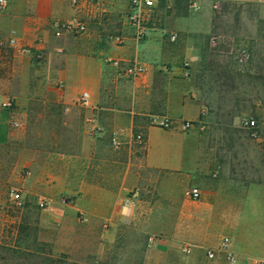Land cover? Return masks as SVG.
Listing matches in <instances>:
<instances>
[{
	"label": "crops",
	"instance_id": "1",
	"mask_svg": "<svg viewBox=\"0 0 264 264\" xmlns=\"http://www.w3.org/2000/svg\"><path fill=\"white\" fill-rule=\"evenodd\" d=\"M182 1L186 15L146 22L138 37L127 22L128 0H8L0 12V37L13 36L30 50L16 56L11 80L24 76L22 87L36 92L16 95L18 107L11 112L26 123L23 134L49 135L57 141L55 145L73 140L70 148L60 146L53 153L62 163L58 170L50 169L51 153L45 152L35 178L39 189L48 185L57 192L63 186L97 188L105 185L104 180H113L110 184L120 193L127 186H142L146 174L153 191L159 177L167 176L168 184L179 191L170 189L166 194V206L174 216L166 228L168 238L158 245L171 247L178 255L182 244H190L189 258H183L184 264H189L199 248H215L227 236L235 261L224 260L225 264L264 263V182L210 180L208 151L199 146L196 128L179 129L178 123L184 120L210 123L205 99L219 82L218 76L233 74L232 67H216L209 61L211 21L199 15L213 0ZM66 21L82 23L85 29L55 35L54 25ZM171 34L174 41H169ZM115 37L120 38V44ZM35 53L41 57L36 59ZM112 59L136 60L143 67L141 78L118 74L108 63ZM236 81L235 77L237 87ZM83 91L89 93V107L85 108L76 105ZM32 104L38 106V112L30 110ZM9 112L0 110V144L10 135L6 124ZM153 113L169 116L174 125L162 129L139 120ZM86 117L103 129L102 136L85 134ZM35 123L40 124L38 130ZM137 128L145 136L142 146L132 139ZM117 130L121 134L114 148L109 141ZM115 154L122 156L121 161L112 157ZM116 163L122 167L104 177L103 168ZM188 184L200 190L197 201L184 195L181 188ZM105 201L112 202L110 197ZM140 205L144 214L139 217L145 221L149 219L148 202L139 199Z\"/></svg>",
	"mask_w": 264,
	"mask_h": 264
},
{
	"label": "rangeland",
	"instance_id": "2",
	"mask_svg": "<svg viewBox=\"0 0 264 264\" xmlns=\"http://www.w3.org/2000/svg\"><path fill=\"white\" fill-rule=\"evenodd\" d=\"M217 1V4L213 0L206 5L199 18L211 21L207 39L211 47L210 63L216 67H232L233 74L218 76L219 82L205 99L210 123L196 127L198 144L208 151L205 158L210 180L234 178L263 183L264 0ZM186 13L187 6L182 0L170 3L159 0L144 24L159 17L168 20L183 17ZM13 64L16 57L9 53L0 55V110L11 101L10 114L18 107L16 95L36 93L22 87L24 76L11 80ZM30 110L36 113L39 108L32 104ZM161 115L164 114H148L139 120L151 125L152 116ZM242 118L253 119L255 128L240 127ZM20 124L16 130L7 125L10 135L0 144V240L13 238L18 226H22L24 240L43 244L45 252L49 250L54 256H60L64 264H184L183 258H189L190 244H182L178 255L171 247L158 245L160 240L168 238L166 228L174 216L173 210L166 206V194L170 189L179 191L174 184H168L167 176L159 177L153 191L147 185L149 176L146 174L142 175V186H127L120 193L110 184L113 180H104L105 185L97 188L63 186L57 192L48 185L41 190L35 178L39 176L45 152L51 153L50 169L58 170L62 163L53 153L60 146L70 148L73 140L66 139L63 145H55L57 141L49 135L23 134L26 123L20 121ZM33 126L38 130L40 124ZM109 143L112 145L111 141ZM101 156L106 154L101 153ZM112 157L122 159L117 154ZM120 167L122 165L116 163L101 172L107 177ZM192 186L188 184L181 189L185 191ZM132 189L138 192V203L126 217L120 203ZM14 193L19 197L15 199ZM95 197L99 200L92 201ZM108 197L112 202H103ZM139 199L148 202L145 211L149 219L145 221L139 217L144 214ZM149 237H154L155 241L149 243ZM210 248L214 246L199 248L189 264H225L221 256L214 260L206 258Z\"/></svg>",
	"mask_w": 264,
	"mask_h": 264
},
{
	"label": "built area",
	"instance_id": "3",
	"mask_svg": "<svg viewBox=\"0 0 264 264\" xmlns=\"http://www.w3.org/2000/svg\"><path fill=\"white\" fill-rule=\"evenodd\" d=\"M157 0H128L130 11L127 15L128 24L134 28L138 37L143 33L144 21L147 18L149 12H151L156 7ZM166 2H173L174 0H165ZM8 0H0V9L6 6ZM76 2V0H72ZM56 31L55 35H60L62 32L69 33H81L84 31V25L78 22H60L54 25ZM116 44H120V38H114ZM175 36L171 34L169 36V41H174ZM9 53L14 57L20 56L23 54H29L30 50L24 47L16 38L13 36H7L5 38L0 37V55ZM34 57L39 59L41 53H35ZM108 63L116 70L118 74H122L128 78L139 80L142 76L143 67L136 60H127V59H112ZM58 88H61L62 85L58 84ZM11 101L6 105V109L11 108ZM76 105L79 107L85 108L89 107V93L83 91L79 94ZM6 124L11 129H19L21 127L20 121L16 119L13 114H9L6 118ZM150 124L162 129H168L174 125L173 120L167 115L161 116H152ZM179 129L182 132H186L192 128L199 126V122L191 121H181L178 123ZM239 126L245 129L252 130L255 128V121L251 118H242L239 122ZM84 132L89 137H100L102 136L103 129L95 123L93 118L86 117L84 119ZM121 131L117 130L110 137L112 146L115 148L119 145ZM252 136H255V132H252ZM134 144L137 146H142L145 142V136L142 131L137 132L132 135ZM184 195L193 201H197L200 198V190L197 187H189L184 191ZM13 197L16 199L19 197L18 193H14ZM138 203V192L135 189L129 191L124 198L121 200L120 209L124 216L129 217L132 210L137 206ZM149 243L155 241L154 237L148 238ZM221 256L226 262H234L235 256L232 251V241L224 236L220 239L218 245L215 248H210L206 251V258L209 260L217 259ZM257 264H264L263 262H258Z\"/></svg>",
	"mask_w": 264,
	"mask_h": 264
},
{
	"label": "trees",
	"instance_id": "4",
	"mask_svg": "<svg viewBox=\"0 0 264 264\" xmlns=\"http://www.w3.org/2000/svg\"><path fill=\"white\" fill-rule=\"evenodd\" d=\"M139 131L134 129L133 135ZM23 235L24 228L18 226L13 238L0 240V264H64L60 256H54L49 250L45 252L43 244H36L35 240L28 243Z\"/></svg>",
	"mask_w": 264,
	"mask_h": 264
}]
</instances>
